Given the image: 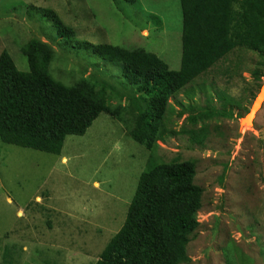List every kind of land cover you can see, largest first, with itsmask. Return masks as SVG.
<instances>
[{
    "label": "rangeland",
    "instance_id": "rangeland-1",
    "mask_svg": "<svg viewBox=\"0 0 264 264\" xmlns=\"http://www.w3.org/2000/svg\"><path fill=\"white\" fill-rule=\"evenodd\" d=\"M34 8L54 12L77 42L159 56L180 71V90L151 153L106 115L85 136L67 138L60 152L0 141V264H95L122 228L142 172L177 158L197 162L196 184L206 190L188 264H264V101L250 129L242 126L264 87V77L256 83L250 75L261 59L187 26L190 57L183 56L180 0H0V55L7 50L27 72L21 48L34 39L48 43L54 78L70 84L83 75L113 86L125 95L113 105H127L130 95L112 70L95 69L84 48H66ZM238 63L245 71L236 77ZM203 127L208 140L194 144L191 130Z\"/></svg>",
    "mask_w": 264,
    "mask_h": 264
},
{
    "label": "trees",
    "instance_id": "trees-1",
    "mask_svg": "<svg viewBox=\"0 0 264 264\" xmlns=\"http://www.w3.org/2000/svg\"><path fill=\"white\" fill-rule=\"evenodd\" d=\"M137 5L140 0H123ZM185 26L233 45L237 50L257 55L261 61L251 71L254 82L264 77V0H180ZM52 23L62 44L80 54L84 48L88 60L102 73L109 72L128 103H119L125 95L93 77L67 75L68 84L53 77L49 68L55 60L54 49L37 39L24 45L22 54L28 71H20L12 55H0V136L6 145L23 144L30 150L60 152L69 137H83L100 118L109 116L125 128L130 141L154 151L164 133L170 100L180 90V71L171 70L159 56L144 48L129 53L112 44L93 45L77 42L75 32L65 26L54 12L34 8ZM162 25L159 17H152ZM159 25V26H160ZM186 27V28H187ZM186 52V53H185ZM245 71L241 63L233 76ZM78 74V73H77ZM198 119L192 120L195 125ZM207 127L190 140L204 145ZM195 160L176 159L160 165L150 164L142 172L130 203L126 220L110 240L95 264H188V248L201 227L198 215L203 209L206 190L196 184ZM263 237V236H261ZM264 248V247H263ZM224 255L226 253L223 249ZM227 259V257H226Z\"/></svg>",
    "mask_w": 264,
    "mask_h": 264
},
{
    "label": "bare ground",
    "instance_id": "bare-ground-1",
    "mask_svg": "<svg viewBox=\"0 0 264 264\" xmlns=\"http://www.w3.org/2000/svg\"><path fill=\"white\" fill-rule=\"evenodd\" d=\"M263 101H264V87H263V89L261 91L260 96L258 97V99L256 100V102H255V104H254V106L252 108L251 114L242 121V126L243 127H246L247 129H250V127L252 125V122L254 120V117L256 115V112L260 109Z\"/></svg>",
    "mask_w": 264,
    "mask_h": 264
}]
</instances>
